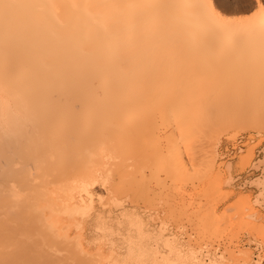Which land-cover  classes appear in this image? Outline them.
Masks as SVG:
<instances>
[{
  "label": "bare ground",
  "instance_id": "1",
  "mask_svg": "<svg viewBox=\"0 0 264 264\" xmlns=\"http://www.w3.org/2000/svg\"><path fill=\"white\" fill-rule=\"evenodd\" d=\"M227 1L0 0V264H75L76 260L84 257L85 260H80L82 264H95L96 259L93 256L98 255L99 252L93 256L88 253L86 255L85 253L89 251L85 250L83 244L77 243L79 242L77 240H81L79 238L81 233L78 235L75 230L79 231L78 228H80L77 226L79 224L77 218H79L78 214L82 215L80 210L83 212L82 207L84 206V200H86L83 198V193L84 191L88 192V185L94 184L99 175H102L103 172L107 174V169L110 171L109 174L112 173L111 176L109 174L105 176V179L110 176L109 181H114L111 178L114 174L121 175L119 178L127 179L122 182V184L127 185L128 189L125 187L127 192H133V189L134 191L137 190V196L140 193L142 194L139 197L140 201L144 200L142 205L144 206L147 201L151 204L152 199L148 200L150 198L147 194L149 190L153 189L150 188L149 181H147V184L142 181L145 179L142 176L144 175L143 168L152 165H149L151 161H154L153 165L155 164L156 158H154V155L159 160L158 158H161L159 154L164 153L155 152L156 149H153L152 153L147 151L150 148L147 141L150 143L152 141H170V144L177 141L175 144L177 143L178 147H176L179 148L178 141L184 142L182 145L186 146L190 141H198L201 137L206 136L207 140L212 139L213 134L210 133V136H207V134L209 135V130H212L215 126L221 128V126L226 125L229 127L235 121V126L238 127V121L250 117V119H247L250 120V123H253L252 121L255 123L258 121L264 122V77L261 80L259 77L253 76L251 78L252 76L243 75L252 70L250 69L248 71L244 70L245 73L241 77L242 79L249 77L247 80H241V78H239L240 80L226 79L223 77H227L226 75L220 76L223 74V70L208 64V58L211 57L213 50H217V54L218 50H221V53L224 52L221 55L218 54L220 58L222 55L225 57V53L229 52L227 56L228 59H234L233 61L230 59L232 62L235 60L241 62L251 60L257 62L258 65H260L259 62L264 64V18H249L250 20H247L246 18L225 17L224 11L231 9ZM244 1L245 3H240L237 8L248 10L254 4L261 7L264 0ZM222 50L228 51L222 52ZM217 61L219 62V60ZM225 61L227 60L225 59ZM236 61L233 64H236L235 66L239 68ZM229 63L227 62V64ZM245 63L242 69L250 68V63L247 62L246 64L247 66L250 65L249 67H246ZM228 66L231 69L230 65ZM254 67L253 65L251 68ZM225 68V70L228 69V67ZM229 71L227 72L229 73ZM237 71L239 70L237 69ZM224 73L226 74V71ZM237 117L240 120L236 119ZM259 123L257 126L261 128L263 125L261 123L259 125ZM240 125L242 126V124ZM248 125L250 124L248 123ZM234 138L235 136H233ZM194 142L189 145H195ZM205 142L207 141L204 140ZM257 143L252 144V147L256 146ZM151 144L154 145L153 142ZM210 144L212 145V143ZM136 145H143L146 149V151L143 149L145 153L141 154L142 157L140 155H137V157V152L134 154V151L138 148ZM189 145H187V148ZM194 145L191 146L193 148L191 150H194ZM171 148L168 147V149ZM248 148L251 149V145ZM208 149L206 148L204 151ZM198 150L197 152L200 155ZM186 151L190 152L187 149ZM204 151L202 154L206 153ZM193 152H196V148ZM137 154H140L139 151ZM172 154L169 156H175L172 157L171 163L169 160V166L168 163H165L167 161L164 160V168H170L166 170V173L165 169L162 168L160 173L164 170L166 177L176 174V176H182L184 180H187L185 177L187 175L192 182L205 177L206 171L202 172V168L200 172L197 171L200 176L195 175V177L192 175L194 178L192 179L190 173L187 174L190 167L184 160L181 151ZM192 155L194 156V154ZM251 155L249 156L252 158ZM209 156H211L210 153ZM249 156L248 160L251 159ZM242 157L240 156L241 159L246 158ZM108 158H111V161ZM197 159L200 160L201 158L197 157ZM209 159L207 161L201 159V161L206 162L203 165L207 164L210 171L211 160L208 161ZM247 159L240 160V164L244 166L245 163L242 164V162L247 161ZM138 161H140V165L137 164ZM201 161L198 162L199 165ZM191 162L189 163L194 164L196 161ZM263 163L262 165H264ZM108 164H111V166H107ZM145 164L147 165L145 166ZM228 164H225L227 171L231 168V164ZM246 164L249 163L246 162ZM199 165L197 164L198 167ZM197 166L195 165V168L194 165L192 166L194 168L193 174L196 169L198 170ZM110 167L111 170H109ZM131 168L139 171L136 174ZM158 168L153 169V174L160 170ZM170 169L173 170V173L168 172ZM146 170L148 169L146 168ZM130 171H132L133 176ZM149 171L151 172L150 169ZM209 171L207 170V172ZM139 173L143 174L140 175ZM134 174L142 176V183L137 182V177ZM184 174L185 176H183ZM151 175L149 174L147 178L150 179ZM173 177L171 179L172 183L173 180H177ZM115 178H117V175H115ZM213 178H210L211 181H215ZM121 179L118 180L122 181ZM157 179L159 178H156L158 182ZM210 179L208 178V180ZM159 181L162 182L160 179ZM114 183L111 187H114ZM217 183L215 181L213 186ZM164 184H162V187ZM116 185V188H118L121 183H116ZM224 185L226 186V184ZM177 186H175V190H177ZM120 187L122 188V186ZM168 187L169 184L167 187L164 186L165 189ZM182 187L184 189V186ZM205 187L207 186L205 185ZM203 189L198 190H201L202 193ZM112 190L115 194L111 191L110 195L116 196V193L119 194L120 190L119 195L123 196L122 191L124 190L121 191L120 188ZM207 190L205 191L207 192ZM211 190L209 189V192ZM180 191L181 196L184 192L181 193ZM154 192L156 196V191ZM200 192L197 193L200 195ZM225 192L227 191L224 190ZM135 193L136 191L133 192V194ZM228 193L230 194V190ZM152 195L150 197L154 199V193ZM173 195H171V199L174 200ZM137 196L133 197L134 200H138ZM168 197L167 199L170 198ZM220 197L222 198V196ZM262 197L264 199V195ZM201 198L202 196L199 197V201ZM167 199L162 200L164 204ZM130 200L132 198L129 199V202L132 203ZM209 200V203L212 202ZM240 201L243 200L240 199ZM156 202H159V207L161 201L157 200ZM217 202H220V198ZM242 203L247 206V203ZM101 204L106 203L101 202ZM228 204L226 205L227 208H231L232 205L229 204L228 207ZM167 205L170 206L169 202ZM235 205L233 204L234 208L238 210ZM244 205L240 204L239 207ZM181 207L187 208L189 205ZM203 208L202 210H204ZM240 209L245 208L241 207ZM87 210L88 208H86ZM171 210L172 208L169 207L168 211ZM194 210L192 211L195 212ZM179 211L182 213V210ZM184 211L186 213V210ZM252 211L256 213V210ZM166 214L162 218H165ZM223 214L221 215L224 218ZM177 215H180L179 212ZM203 215L199 217H203ZM208 215H204V217L210 219L213 217ZM227 215L229 217L231 214L227 213ZM235 215H237V212ZM224 219L226 220V218ZM139 220L136 221V225L137 222L140 223ZM199 220L200 218L197 221ZM203 221L200 220L203 225L200 227L204 228L207 223L204 224ZM213 222L211 221V223ZM217 222L220 225V220H216L215 225ZM246 222L245 220L242 223V219L240 220L242 225ZM250 222L252 223V221ZM141 224L137 228L142 227ZM247 225L249 226V222ZM256 225L254 223V226ZM127 227L130 226L127 225ZM209 227L207 228L209 229ZM220 227H218L217 233L222 231ZM207 228L199 230L200 233L204 230L207 231ZM251 228L255 227L252 225ZM140 229L143 230V227ZM209 231L207 232L210 234ZM251 231L249 233L252 235ZM74 233L78 235L76 236L78 239L74 237ZM213 233L215 232L213 231ZM256 237L258 238V236ZM74 238L76 243L72 241ZM62 250L68 253L63 254L61 253ZM241 254L244 255V252H241ZM78 261H76L77 264Z\"/></svg>",
  "mask_w": 264,
  "mask_h": 264
},
{
  "label": "rangeland",
  "instance_id": "2",
  "mask_svg": "<svg viewBox=\"0 0 264 264\" xmlns=\"http://www.w3.org/2000/svg\"><path fill=\"white\" fill-rule=\"evenodd\" d=\"M222 1V0H221ZM227 3L231 6V9H229L228 11H224V16L225 17H228V18H231V17H233V18H243V19H247V20H250L251 18L253 19H255V18H264V1H263V3L261 4V7L260 6H258V4H254V6H252V8L251 9H248V10H240L239 8H237L239 5H240V3H245V1L244 0H228L227 1ZM250 18V19H249ZM216 51L217 50H213L212 51V55H210L211 57L210 58H208V64L209 65H212V66H216V68L218 67V68H220V70H223V74L222 75H220V74H218V75H220V76H223V75H226L227 77H225V76H223L224 78H226V79H239V78H241V77H243V75H245V76H252L251 78H253V76L254 77H259L261 80H262V77H264V64H262V63H260L259 62V64L260 65H258V63L257 62H255V61H251V60H249V61H246V60H243L242 62L241 61H236V63H237V65L239 66V68H237V66H235L236 64H233L234 62H232L234 59H232V58H230V59H232V61L230 60V59H228V56H227V54L229 53H225V57H224V55H222L221 56V58L219 57L221 54H223L224 52L223 51H225V52H227L228 50H222V52L223 53H221V50H218V54H220V55H218L217 53H216ZM213 56V57H212ZM220 59H219V58ZM222 57H223V59H222ZM229 57H230V55H229ZM211 60V62H209L210 60ZM214 59V60H213ZM215 59H217V60H219V62L217 61H215ZM222 59V60H221ZM227 60V61H225L224 62V60ZM214 61V62H213ZM221 61H223V62H221ZM250 61H251V63H250ZM213 62V63H212ZM227 62H230L229 64H227ZM246 62V63H245ZM247 62H248V64L250 63V65H246L247 64ZM253 62H254V64H253ZM211 63V64H210ZM222 63V64H221ZM244 63H245V66L246 67H249L250 66V68H248V69H242V68H244ZM201 64H202V62H201ZM220 66H218V65ZM221 64V65H220ZM228 65H230V67H231V69H229V66ZM234 67H232V66ZM253 65L255 66L254 68H251V67H253ZM221 66H223V67H221ZM242 66V67H241ZM225 67H228V69L230 70H225L226 68ZM240 71H237V69ZM234 69V70H233ZM250 69H252V70H250ZM232 70H233V72H232ZM236 70V71H235ZM244 70H250V71H246L247 73H245L244 72ZM224 71H226V74L224 73ZM227 71H229V73L227 72ZM232 72V73H231ZM236 74H235V73ZM243 73H245V74H243ZM239 74V75H238ZM243 74V75H242ZM236 75V76H235ZM241 75V76H240ZM219 76V77H220ZM238 76H240V77H238ZM231 77V78H230ZM249 77H247V79H248ZM251 78H250V80H251ZM243 79H246V78H243ZM242 78H241V80H243ZM246 79V80H247ZM240 80V79H239ZM253 80V79H252ZM254 81V80H253ZM251 118V117H250ZM250 118H245V119H243L242 118V120H240L238 117L236 118V119H239L240 121H238L239 123H237V124H239V125H237L238 127H236L235 125H236V123H235V121H233L234 122V124H232L231 123V126H226V125H224V126H221V128H224V129H221L220 127H216L215 126V128H213L212 130H209L210 132H209V135L207 134V136H210L211 134L210 133H212L213 134V137H212V139L214 138V140H215V142H214V140H212V139H206L207 137L205 136V137H201L200 139H198V141H190L188 144H186V146L184 147L182 144L184 143L183 141V143H181V141H178V145H180L179 146V148H177L178 146H177V143L175 144V142H177V141H175V142H172V144H174V145H172V144H170L171 142L170 141H152L153 143H154V145L153 144H151L149 141H147V143H149L148 144V146H150V148H149V150L147 149V151H150L151 153L153 152V149H156V150H154L155 152H160V153H164V154H159V156L161 157V158H158L159 160H157V157H155V155H154V158H156V162H155V164L153 165V163H154V161L152 162L151 160V163H149V165L150 164H152V165H150V166H148L147 164H145V166L147 165V167H145V168H143V172H144V175H142L143 173H139L140 175H142L145 179L144 180H142V176H140L139 174L138 175H135L136 177H137V182L139 183V181L142 183V181L144 182V183H146L147 184V181H149V184H150V188L151 189H153V190H149V192H148V194H147V196H148V198H150V199H148V198H143V199H145V200H151L152 199V201H150V203L151 204H149L148 203V201H147V203L146 204H144V206L142 205V202L144 201H140L139 200V197H140V194L137 196V190H135L136 191V193L135 194H133V192H135L134 191V189H133V192H131V191H129L130 192V194H129V192H127L126 191V188L128 189V187H127V185L126 184H122V182H124V180H127V179H121V178H119V177H121V175L120 176H118V174H114L113 175V177H111V178H113L114 179V181H113V183H114V187H111V185L113 186V183H112V181H109L108 179H109V177L111 176V174H109L110 173V171H108V169H107V171H106V173L107 174H105L104 172H103V174L102 175H104V176H102V175H99L98 176V179H99V177H100V179L98 180V179H96V181L94 182V184L93 183H91V184H89L88 185V187H87V189H88V192L87 191H84V193H83V198L84 199H86V200H84L85 202H84V206L82 207V211L83 212H81V210H80V213H82V215H80V214H78L79 215V218H77V221H78V227H80V228H78L77 226H76V229L78 228L79 229V231L78 230H75L76 232L75 233H77L78 232V235H79V233H81L80 235H79V238L81 239V240H77V241H79V242H77V243H81V244H83L84 245V247L86 248L85 250L86 251H89V252H86L85 254L87 255V253L88 254H92V256L94 255V254H96V253H98L99 252V254L97 255L96 254V256L98 257H96V256H93V257H95V259H96V261L94 262L95 264H264V257H261L262 255L264 256V201H262V200H264L263 199V195H264V192H261L262 190L264 191V189H263V187H264V182H263V184H261L262 183V181H264V165H262V162H264V128H263V126H264V122L262 123L261 121H258V122H254V121H252L253 123H250V120H247V119H250ZM253 118V117H252ZM235 119V120H236ZM254 119V118H253ZM252 119V120H253ZM243 120H244V123H243ZM262 120V119H261ZM248 121V122H247ZM263 121V120H262ZM237 122V121H236ZM261 123V125H263V126H261V128L259 127V126H257L258 125V123ZM248 123L250 124V125H248ZM254 123H255V125L257 126H255L254 125ZM260 123H259V125H260ZM240 124H242V126L240 125ZM230 125V124H229ZM252 125V126H251ZM253 125H254V127H253ZM219 126V125H218ZM234 126V127H233ZM249 126V127H248ZM251 126V127H250ZM218 129V130H217ZM221 129V130H220ZM230 129H232V130H230ZM236 129V130H235ZM162 130V129H161ZM160 130V131H161ZM236 131V132H235ZM240 132V133H239ZM218 133H220V134H218ZM232 133H234V134H232ZM251 133V134H250ZM258 133V134H257ZM262 133V134H261ZM215 134V135H214ZM231 135V136H229V135ZM259 134H261V135H259ZM228 135V136H227ZM249 135V136H248ZM260 137H259V136ZM159 137L161 136V135H158ZM214 136H216V137H214ZM233 136H235V138L233 139ZM248 136V137H247ZM229 137V138H228ZM231 137V138H230ZM246 137V138H245ZM205 138V139H204ZM263 138V139H262ZM200 140V141H199ZM202 140V141H201ZM204 140H206L207 142H205L204 143ZM210 140H212V141H210ZM221 141V142H220ZM168 142H169V145H168ZM196 143L195 145H194V147L196 148V152L194 153L193 151H195V148H194V150H191V148L193 147V145H189L190 143ZM209 142V143H208ZM246 142V143H245ZM256 142H258L257 143V145L256 146H254V147H252V144H256ZM159 143H160V145H159ZM167 143V144H166ZM201 143V144H200ZM203 143V144H202ZM207 143V144H206ZM210 143H212V145L210 144ZM245 143V144H244ZM151 144V145H150ZM156 144V145H155ZM198 144V145H197ZM206 144V145H205ZM215 144V145H214ZM138 145H140V144H138ZM157 145H158V147H157ZM164 145V146H163ZM168 145V146H167ZM187 145H189V147L187 148ZM200 145V146H199ZM204 145V147H205V149H204V147H202ZM208 145V146H207ZM209 145H210V148H209ZM214 145V146H213ZM234 145V147H232ZM250 145H251V149H253V150H251L250 148H248V147H250ZM137 146V145H136ZM143 145H141V146H137L138 148L136 149V147H135V149H136V151H134V154L137 152L138 153V151H139V153L140 154H137L136 153V156L137 155H140L141 157L143 156V155H141L142 153H145V152H143L144 150L143 149H145L144 148V146H143V148H141ZM154 146V147H153ZM160 146V147H159ZM171 146H172V148H171ZM177 146V147H176ZM207 146V147H206ZM217 146V147H216ZM226 146V147H225ZM140 147V148H139ZM168 147L169 148H171V149H168ZM173 147H175L174 149H173ZM214 147V149L212 150V148ZM148 148V147H147ZM161 148V149H160ZM162 148H166L165 150L164 149H162ZM185 150H184V149ZM199 150H198V149ZM206 148L208 149H210L211 150V152L209 151V149L207 150V151H209V152H207V151H204V150H206ZM248 148V149H247ZM134 149V150H135ZM142 149V150H141ZM159 149V150H158ZM176 149V150H175ZM179 151H181V153H182V155L184 156V160L186 161V163H187V165L190 167V169H189V167H188V169L190 170V171H188L187 170V174H189L190 173V175L192 176H197V175H199L200 173V171H201V169L203 168V171L202 172H204V171H206V173H205V177L204 178H202V177H200V178H202V179H199V177H197L199 180H193V182L192 181H190L191 179H189V176L187 177V175L185 176V174L183 175V176H185L186 178H187V180H184V178H182V176H180V175H177L176 176V174L175 175H173L172 174V176H174L173 178H177V180H179V181H177L176 179L175 180H173V183H172V181H171V179H172V176L170 175L169 177H166L165 176V174H164V170L162 171V173H160L161 172V169L162 168H164V165H165V163H168V166H169V164L171 163V160H172V157H174L175 155H173L174 153L176 154L177 152H179ZM181 149V150H180ZM186 149L188 150V151H190V152H187L186 151ZM193 149V148H192ZM240 149V150H239ZM246 149V150H245ZM168 151V153H167V157H166V152ZM175 150V151H174ZM197 150L199 151V153H200V155H202L201 157H199L200 155L198 154V152H197ZM204 152H206L208 155H209V153H210V155L211 156H209L210 157V159H209V157H208V155L206 156L205 154L206 153H204V154H202L203 153V151ZM250 150H251V152H250ZM256 150V151H255ZM145 151H146V149H145ZM174 153H173V152ZM185 151V152H184ZM201 151V152H200ZM214 151H215V153H214ZM229 151V152H228ZM231 151V152H230ZM227 152V153H226ZM248 152V153H247ZM250 152V153H249ZM173 153V154H172ZM187 155H186V154ZM189 153V154H188ZM194 154V156L192 155V154ZM230 153V154H229ZM246 153V154H245ZM173 155L172 157H170L169 155ZM219 154V155H218ZM248 154V155H247ZM252 154V155H251ZM186 155V156H185ZM191 155H192V157H191ZM195 155H196V157H195ZM198 155V156H197ZM204 155V156H203ZM241 156V158H243L242 156H244V157H246V155H247V157L246 158H244L245 160L248 158V156L249 155H251L252 156V158L251 159H247V161H243L242 162V164L243 163H245L244 164V166H242L241 164H240V162L242 161V160H244V159H241L240 158V156ZM262 155V156H261ZM190 158H189V157ZM138 157V156H137ZM153 157V156H152ZM152 157H150L151 159H152ZM194 157V158H193ZM197 157L198 158H201L203 161L204 160H206L207 161V159H209L208 161H210L211 160V162H210V171H209V166H207V164L206 165H203L204 163H206V162H203V161H201V159L199 160V159H197ZM205 157H207L206 159H205ZM255 157V158H254ZM140 158V157H139ZM143 158H145V157H143ZM149 158V159H150ZM167 158V159H166ZM187 158H188V160H187ZM230 158V159H229ZM141 159V158H140ZM193 159V160H192ZM195 159V160H194ZM213 159V160H212ZM234 159V160H233ZM263 159V160H262ZM108 160L109 161H111V158H108ZM143 160V159H142ZM141 160V161H142ZM146 160V159H145ZM144 160V161H145ZM163 161L162 163H161V161ZM164 160L165 161H167V162H165L164 163ZM169 160H170V163H169ZM190 160V161H189ZM191 160H192V162H194V161H196V162H194V164H190L189 162H191ZM241 160V161H240ZM148 161V160H147ZM199 161H201V164L199 165ZM262 161V162H261ZM140 161H138L137 162V164H139L140 165V163H139ZM191 162V163H192ZM199 162V163H198ZM203 162V163H202ZM221 162V163H220ZM228 162H229V164H228ZM239 162V163H238ZM246 162L247 163H249V164H246ZM260 162H261V165H260ZM161 163V164H160ZM164 163V164H163ZM208 163V162H207ZM254 163V164H253ZM258 163H259V165H258ZM157 164V165H156ZM197 164L199 165V167L197 166ZM209 164V163H208ZM222 164V165H221ZM224 164V165H223ZM228 164V165H230L231 164V168H229L228 169V171H227V168H226V165ZM238 164H240L239 166H238ZM264 164V163H263ZM160 165H162V166H160ZM190 165H194V168H195V165L197 166V168H198V170L196 169L195 170V172H194V174H193V167L192 166H190ZM202 165H203V167H202ZM233 165V166H232ZM247 165V166H246ZM107 166H111V164H108ZM201 166V167H200ZM206 166H207V168H206ZM113 167V166H112ZM149 167V168H148ZM157 168V167H159L158 169H160L159 171H156V169L154 170V172L156 173H154L153 174V169L154 168ZM192 167V168H191ZM206 169H205V168ZM241 167V168H240ZM244 167V168H243ZM134 168H136V167H134ZM138 168V167H137ZM146 168L148 169V170H146ZM168 168H170V167H165L164 169H165V173H166V170L168 169ZM218 170H217V169ZM239 168H240V170H239ZM114 169V168H113ZM133 171H135L136 169H133V168H131ZM149 169L151 170V172L149 171ZM172 169V168H171ZM168 170V172H172L173 173V170ZM192 169V170H191ZM222 169V170H221ZM243 169V170H242ZM109 170H111V167H110V169ZM207 170L209 171V172H207ZM239 170V171H238ZM139 171V170H138ZM138 171H135L136 172V174H137V172ZM142 171H140V172H142ZM197 171H199V172H197ZM211 171H213V172H211ZM112 172V171H111ZM159 172V173H158ZM167 172V173H168ZM189 172V173H188ZM198 174H197V173ZM211 172V173H210ZM113 173H115V172H113ZM130 173H132V171H130ZM196 173V174H195ZM219 173V174H218ZM222 173V174H221ZM110 175L107 179H105L106 177V175ZM149 174L151 175V177H150V179H148L147 177H149ZM204 174V173H203ZM221 174V175H220ZM115 175H117V178H115ZM156 175H158L157 177L160 179V180H162V182L161 181H159V179H157L158 180V182L156 181V178L157 177H155ZM207 175V176H206ZM210 175H214L213 177L211 176L210 177ZM216 175V176H215ZM231 175V176H230ZM132 176H133V173H132ZM154 178H153V177ZM168 176V175H167ZM190 176V177H191ZM193 176L191 177L192 179H194L193 178ZM195 176V177H196ZM200 176V175H199ZM202 176V175H201ZM220 176V177H219ZM129 177V176H128ZM162 179H161V178ZM166 177V178H165ZM178 177H179V179H178ZM216 177H217V179H216ZM228 177V178H227ZM139 178H141V179H139ZM163 178H165L164 180H163ZM185 178V179H186ZM197 178H195V179H197ZM208 178L210 179V178H213V179H215V181L216 182H218L215 186H217L216 187V189H214L215 188V186H213L214 185V183H215V181H211L212 179H210V180H208ZM121 179L122 181H119V180ZM139 179V180H138ZM147 179V180H146ZM223 179V180H222ZM263 179V180H262ZM97 180H98V182H97ZM107 180V181H106ZM115 180H117V181H115ZM142 180V181H141ZM153 180H155V181H153ZM166 180V181H165ZM188 180H189V182H188ZM206 180V181H205ZM221 180H222V182H221ZM228 180V181H227ZM108 181H109V183H108ZM171 181V182H170ZM180 181H181V183H180ZM198 181V182H197ZM97 182V183H96ZM111 182V183H110ZM119 182L121 183V185H119V187L118 188H120L121 189V191L122 190H124V191H122V195L123 196H121V195H119L120 194V190H119V194L118 193H116V196H118L117 198H116V196L115 195H110L111 193V191H112V193H114L113 192V190L112 189H118V188H116V186H118V185H116V183H118L119 184ZM187 182V183H186ZM191 182V183H190ZM210 182H213L212 184L210 183ZM98 185H96V184ZM140 183V184H141ZM157 183V184H156ZM161 183V184H160ZM165 183V184H164ZM180 183V184H179ZM186 183V184H185ZM194 185H193V184ZM207 183V184H206ZM110 184V185H109ZM158 184H160L159 186H157ZM162 184H164L163 185V187H162ZM168 184H169V189L168 188H164V186H168ZM183 184V185H182ZM192 184V185H191ZM223 184H226V186L224 185L223 186ZM0 185H1V177H0ZM93 185H94V187H93ZM116 185V186H115ZM126 185V186H125ZM145 185V184H144ZM173 185V186H172ZM178 185V186H177ZM179 185H181V186H179ZM204 185V186H203ZM205 185L207 186V187H205ZM220 185V186H219ZM91 186V187H90ZM120 186H122V188L120 187ZM175 186H177L178 188H176L177 190H179L181 193H182V191L184 192V193H182L181 194V196H182V199H181V196H180V194H179V191H177V190H175ZM182 186H184V189H183V187ZM191 186H194V187H191ZM219 186V187H218ZM263 186V187H262ZM91 189H90V188ZM126 187V188H125ZM158 187V188H157ZM172 187V188H171ZM180 187V188H179ZM190 187V188H189ZM203 187H204V189L205 190H207V192L203 189ZM165 190H164V189ZM173 188H174V190H173ZM211 188H213L212 190H211ZM108 189H110L109 191H108ZM198 189H203L202 190V193H204V194H202L200 191L201 190H198ZM209 189L211 190L210 192H209ZM130 190H131V188H130ZM160 190V191H159ZM168 190V191H167ZM194 190H197V191H194ZM214 190V191H213ZM223 190V191H222ZM224 190L225 191H229L230 190V194L228 193L227 194V192H225L226 193V195H225V193H224ZM91 191H92V193H91ZM116 192H117V190H115ZM126 191V193L125 194H123V192H125ZM154 191H156V196H155V192ZM158 191V192H157ZM170 194H168L167 192ZM177 191V192H176ZM203 191H205V192H203ZM220 191H222V192H220ZM166 192V193H165ZM172 194H174L173 195V197H174V200H177V201H175L174 202V200L173 199H171V193ZM176 192V193H175ZM189 194H188V193ZM192 192V193H191ZM200 192V195L202 196V198L200 199V201H199V197H201L198 193ZM213 192V193H212ZM218 192H219V194H220V196H222V198L219 196V194H218ZM242 192V193H241ZM129 194V195H126V194ZM154 193V196H155V198L153 199V197H150V196H153L152 194ZM186 193V194H185ZM224 194V195H222V194ZM115 194V193H114ZM177 194V195H176ZM185 194V195H184ZM187 194L189 195L188 197H187ZM207 194V195H206ZM208 194H209V196H208ZM214 194V195H213ZM217 194V195H216ZM247 194V195H246ZM258 194H259V196H258ZM262 194V195H261ZM85 195V196H84ZM100 195V196H99ZM134 195V196H133ZM164 196V197H158V196ZM166 195V196H165ZM204 195H206L205 197H204ZM244 195H246V197H245V199H243L244 198ZM87 196H89V197H87ZM94 196V197H93ZM102 196V197H101ZM105 196V197H104ZM115 196V197H114ZM120 196V197H119ZM130 196H132L131 198H132V200H130V201H132V203L131 202H129V199H131L130 198ZM137 196V198H138V200L137 199H135L134 200V198ZM141 196H142V194H141ZM144 196V195H143ZM146 196V195H145ZM167 196H169L168 198L169 199H167ZM186 196V197H185ZM194 198H193V197ZM198 196V197H197ZM213 196H214V199H213ZM238 196H243V197H238ZM260 197V198H258V197ZM99 197V198H98ZM134 197V198H133ZM166 197V198H165ZM190 197V198H189ZM217 197H219L220 198V202H217L218 200H219V198H217ZM87 198H89V199H87ZM103 198H104V200H103ZM116 198V199H115ZM142 198V197H141ZM159 198H160V200H159ZM209 198H211V200H209ZM225 198V199H224ZM235 198H237V199H235ZM100 199V200H99ZM107 199V200H106ZM167 199V201L165 202V204H164V202L162 201V200H166ZM207 199V200H206ZM212 199H213V201H212ZM224 199V200H223ZM237 201H235V200ZM240 199L241 200H243V201H240ZM250 199V200H249ZM260 199V200H259ZM107 202H106V201ZM117 200V201H116ZM123 200V201H122ZM136 200H137V202H136ZM161 201L160 202V204L162 205H160L159 207H158V205H159V202H156V201ZM181 200V201H180ZM188 200H190V201H194L193 203L192 202H190V201H188ZM196 200V201H195ZM208 200L209 201H212V202H208ZM230 200H232V201H230ZM247 200V201H246ZM93 201V202H92ZM249 201V202H248ZM262 201V202H261ZM101 202L103 203H106L107 205H108V207H106L107 205L106 204H101ZM135 202H136V204H135ZM152 202H154V203H152ZM158 203L157 205H155L156 203ZM168 202H169V204H170V206H168L167 204H168ZM183 202H184V205H183ZM235 202V203H234ZM242 202H245V204L247 205V206H245L244 205V203H242ZM260 202H261V204H260ZM134 203V204H133ZM144 203V202H143ZM174 203H175V205H174ZM177 203V204H176ZM179 203V204H178ZM190 203H192L191 205H193V206H191L190 205ZM227 203H229L230 204V206H231V208L229 207V204H228V207L229 208H227ZM137 204H139V205H137ZM181 204V206H188L189 205V207H181V206H179ZM188 204V205H187ZM207 204V205H206ZM214 204H216V205H214ZM233 204H236L235 205V207H238V210L237 209H235L234 208V206H233ZM240 204H242V205H244V206H240L239 207V205ZM109 205H110V207H109ZM156 206V208H154V206ZM201 205V206H200ZM205 205V206H204ZM210 205V206H209ZM238 205V206H237ZM248 205H250V206H248ZM258 205V206H257ZM263 205V206H262ZM151 206V207H150ZM153 206V207H152ZM167 206V207H166ZM174 206V207H173ZM180 208H179V207ZM197 206V207H196ZM224 206H226V207H224ZM158 207V208H157ZM169 207H170V209L172 208V210L171 211H168V209H169ZM177 207V208H176ZM192 209H191V208ZM199 207H200V209H199ZM204 207V208H203ZM206 207V208H205ZM224 207V208H223ZM245 208V209H243V210H241L240 208ZM248 207V208H247ZM259 207V208H258ZM262 207V208H261ZM86 208H88V210L86 211ZM105 208V209H104ZM111 208V209H110ZM160 208H161V210H160ZM164 208V209H163ZM173 208H174V210H173ZM177 210H176V209ZM186 208V209H185ZM202 208L204 209V210H202ZM247 208V209H246ZM253 208V209H252ZM143 209V210H142ZM152 209V210H151ZM194 209H196V210H194ZM207 209V210H206ZM208 209H209V211H208ZM215 209V210H214ZM230 209V210H229ZM235 209V210H234ZM240 209V210H239ZM157 210V211H156ZM179 210H182V213H181V211H179ZM184 210H186V213H185V211ZM192 210H194L195 212H193ZM208 211V213H206V211ZM223 210V211H222ZM233 210V211H232ZM251 210H256L255 212L256 213H253V211L251 212ZM171 212V213H168V212ZM175 211H177V212H175ZM219 211V212H218ZM222 211V212H221ZM232 211V212H231ZM237 212V215H235L236 214V212ZM248 211V212H247ZM123 212V213H122ZM175 212V214H173ZM178 212H179V214L180 215H177L178 214ZM184 212V213H183ZM189 212V213H188ZM197 212H199V213H197ZM239 212H240V214L242 215H240L239 214ZM242 212V213H241ZM250 212V213H249ZM127 213V214H126ZM166 213H168V214H166ZM192 215H191V214ZM194 213V214H193ZM216 213V214H215ZM225 215H224V214ZM227 213L228 214H231V215H229V217H227L228 215H227ZM234 213V214H233ZM249 213V214H248ZM260 213V214H259ZM166 214V216H168V218H166V216H165V218H162V217H164V215ZM211 215V216H213V217H211V219L209 218V217H204V215H203V217L201 216V217H199L200 215ZM221 214H223V216H224V218H226V220L222 217V215ZM247 215V217L249 218V217H251V218H247L246 217V215ZM255 214V215H254ZM258 214V215H257ZM121 215V216H120ZM123 215V216H122ZM134 215V216H133ZM152 215V216H151ZM169 215H172V216H169ZM175 215V217H173ZM176 215H177V217H176ZM188 215V216H187ZM198 216V218H197V216ZM208 215V216H209ZM221 215V216H220ZM233 215H235L236 216V218L237 217H239V218H241L242 219V223L246 220L247 222H246V224L244 223V225H242V223H240V220H239V218H235V216H233ZM244 215V216H243ZM257 215V216H256ZM127 216V217H126ZM130 216H132V217H130ZM139 216V217H138ZM151 216V217H150ZM158 218H157V217ZM196 216V218H194ZM226 216V217H225ZM233 216V217H232ZM256 218H255V217ZM82 217H84V218H82ZM123 219H122V218ZM153 217V218H152ZM154 217H156L155 219H154ZM171 217V218H170ZM176 218V219H173V218ZM181 217V218H180ZM191 219H190V218ZM216 217V218H215ZM232 219H231V218ZM107 218V219H106ZM125 218V219H124ZM128 218V219H127ZM137 220H139V222L140 223H138L137 222V225L135 224L136 223V219ZM200 218V220L201 221H203V220H206V221H203L204 222V224H206V226L204 227V228H207V227H209V226H212L211 228L209 227V229L207 228V231L208 230H210L209 232H210V234L206 231V230H204V231H202L201 233H200V231L201 230H203L204 228L203 227H200V226H203L201 223H200V220L199 221H197L198 219ZM202 218V219H201ZM205 218V219H204ZM229 218H230V220H229ZM253 218V219H252ZM257 218H258V220H259V222H258V220H257ZM79 219V220H78ZM133 220V221H131V220ZM135 219V220H134ZM151 219V220H150ZM166 219V221H164ZM233 219H234V222H233ZM252 219V220H251ZM255 219V220H254ZM263 219V220H262ZM125 220V221H124ZM216 220H220V225H218V222L216 223V225H215V222H216ZM225 220V221H224ZM237 220H239V221H237ZM127 221V222H126ZM155 221V222H154ZM169 221V222H168ZM196 221V222H195ZM208 221V222H207ZM211 221L214 223H211ZM224 222V223H221V222ZM229 221V222H228ZM236 221H237V223H236ZM250 221H252V223L250 222ZM262 221V222H261ZM106 222V223H105ZM209 222H210V224H209ZM226 222V223H225ZM227 222H228V225H227ZM233 222V223H232ZM249 222V226L247 225V223ZM141 223H143V224H141ZM165 223V225L163 226V224ZM232 223V224H231ZM254 223H255V225L256 226H254ZM258 223H259V225H258ZM132 224V225H131ZM142 225V227H143V230L142 229H140V228H142L141 226L139 227V228H137V226L138 225ZM168 224V225H167ZM199 224V225H198ZM223 224H226V225H223ZM229 224H230V226H229ZM261 224V225H260ZM127 225L128 226H130V227H127ZM197 225H198V227H199V229H198V227H197ZM209 225V226H208ZM214 225H215V227H214ZM223 225V226H222ZM252 225H253V227H255V228H251L252 227ZM121 226V227H120ZM133 226V227H132ZM160 226V227H159ZM220 226H222V227H220ZM224 226H226V227H224ZM150 227V228H149ZM162 227V228H161ZM164 227V228H163ZM218 227H220V228H222V229H220V230H222V231H219L218 233H217V230H219L218 229ZM251 229H250V228ZM259 227V228H258ZM260 227H262V228H260ZM103 228V229H102ZM136 228V229H135ZM158 228V229H157ZM203 228V229H202ZM214 228H217V229H214ZM248 228H249V230H248ZM259 229V231H257L258 229ZM102 229V230H101ZM162 229V230H161ZM159 230V231H158ZM167 230V231H166ZM200 230V231H199ZM252 230V231H251ZM141 231V233L139 234V232ZM142 231H143V233H142ZM197 231H199V232H197ZM206 231V232H205ZM214 231L215 233H213L212 234V232ZM249 231H251L253 234V236L251 235V233H249ZM83 232V233H82ZM148 232V233H147ZM156 232V233H155ZM256 232V233H255ZM74 233V237H76V236H78V235H76ZM216 233H217V235H216ZM249 233V234H248ZM148 234V235H147ZM161 234V235H160ZM212 234V236L210 237V235ZM248 234V235H247ZM260 234H262L261 236H259ZM105 235V236H104ZM139 235V236H138ZM141 235L143 236L142 238H141ZM73 236V235H72ZM83 236V237H82ZM85 236V237H84ZM133 236V237H132ZM167 236V237H166ZM256 236H258V238L256 237ZM82 237V238H81ZM99 237H100V239H99ZM131 237V238H130ZM139 237V238H138ZM156 237V238H155ZM162 237V238H161ZM166 237V238H165ZM242 237V238H241ZM248 237V238H247ZM263 239H261V238ZM72 238V237H71ZM149 238V239H148ZM152 238H154V239H152ZM76 239H78L77 237H76ZM75 238H74V240H72V241H74V243H76V240ZM83 239V240H82ZM99 239V240H98ZM140 239V240H139ZM143 239H145V240H143ZM244 239V240H243ZM256 239H257V241H256ZM97 240H98V242H97ZM102 240H104V241H102ZM131 240V241H130ZM161 240V241H160ZM96 241V242H95ZM133 241V242H132ZM165 241V242H164ZM244 241V242H243ZM261 243H259V242ZM127 242V243H126ZM131 242V243H130ZM142 242V243H141ZM154 242V243H153ZM168 242V243H167ZM246 242V243H245ZM85 243V244H84ZM170 243H171V245H170ZM151 244V245H150ZM174 244V245H173ZM243 245V246H242ZM161 246V247H160ZM181 246H183V247H181ZM240 246V247H239ZM144 247V248H143ZM164 247V248H163ZM171 247V248H170ZM180 247V248H179ZM139 248V249H138ZM176 248V249H175ZM239 248V249H238ZM65 249V248H64ZM98 249V250H97ZM103 249V250H102ZM110 249H111V251H110ZM138 249V250H137ZM158 249H159V251H158ZM180 249V250H179ZM238 249V250H237ZM246 249H247V251H249L247 254H248V256H246L247 254H246ZM97 250V251H96ZM101 250V251H100ZM109 250V251H108ZM153 250V252H151ZM242 250V251H241ZM60 251V250H59ZM58 251V252H59ZM114 251V252H113ZM158 251V252H157ZM162 251H164V252H162ZM157 252V253H156ZM241 252H244V255L243 254H241ZM259 252V253H258ZM60 253V252H59ZM61 253H63V254H66V253H68L67 251H66V253H65V251L63 252V250L61 251ZM165 253V254H164ZM158 254H159V256H158ZM160 254H161V257H160ZM155 255V256H154ZM257 255L259 256L258 258H257ZM112 256V257H111ZM153 256V257H152ZM210 256V257H209ZM243 256V257H242ZM115 257V258H114ZM245 257H247V258H245ZM249 257H250V259H249ZM153 258V259H152ZM164 258V259H163ZM204 258V259H203ZM239 258V259H238ZM243 258H245V259H243ZM261 258V259H260ZM94 259V260H95ZM159 259V260H158ZM165 259H167V260H165ZM175 259V260H174ZM79 261L80 260H85V257L83 258V259H78ZM78 260H76V261H78ZM158 260V261H157ZM185 260V261H184ZM203 260V261H202ZM76 261H75V264H77L76 263ZM78 261V264H82V262L80 261L79 262ZM112 261V262H111ZM174 261V263H172ZM204 262V263H203ZM245 262V263H244ZM256 262V263H255ZM73 263H74V261H73ZM93 264V263H92Z\"/></svg>",
  "mask_w": 264,
  "mask_h": 264
}]
</instances>
